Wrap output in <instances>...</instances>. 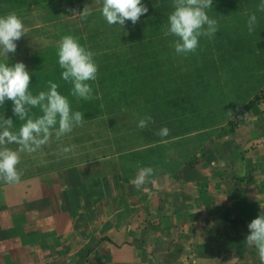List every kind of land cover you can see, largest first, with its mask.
Returning a JSON list of instances; mask_svg holds the SVG:
<instances>
[{"label":"crops","instance_id":"0c3cea01","mask_svg":"<svg viewBox=\"0 0 264 264\" xmlns=\"http://www.w3.org/2000/svg\"><path fill=\"white\" fill-rule=\"evenodd\" d=\"M161 1L142 0L148 12L122 27L105 25L103 0H0V16L15 11L28 29L17 44L48 42L49 36L60 41L69 34L82 46L103 39L125 46L165 44V118L154 123L170 129L156 138L151 123L142 134L130 135L135 140L126 148L115 149L111 138L106 153L81 160L71 153V162L45 171L25 164L41 151L22 154L20 181L0 180V264H261L245 239L250 221L264 213V111L254 123L241 117L230 125L229 117L211 113L214 108L198 110L202 93L217 98L229 80L254 77L262 80L258 88L263 85L264 92L261 0H213L207 11L218 31L201 37L187 55L175 52L178 37L164 35L173 10H164ZM86 5L91 19L79 15ZM251 13L258 23L249 33ZM89 28L94 31L88 40ZM102 88L96 85L92 97L105 95ZM247 103L241 116L252 107L242 110ZM101 107L107 120L106 106ZM229 107L222 113L230 116L240 105ZM108 109L120 112L111 104ZM2 110L10 117L9 107ZM144 166L154 175L136 188L132 181Z\"/></svg>","mask_w":264,"mask_h":264},{"label":"clouds","instance_id":"9594fccd","mask_svg":"<svg viewBox=\"0 0 264 264\" xmlns=\"http://www.w3.org/2000/svg\"><path fill=\"white\" fill-rule=\"evenodd\" d=\"M212 4L213 0H173V11L168 16L164 35L178 37L174 42L177 54L194 53L201 37L212 38L216 34L218 21L210 18L207 11L212 8ZM257 9L264 12V0H261ZM100 12L108 24L123 27L126 21L135 25L148 12V8L142 0H103ZM91 14L92 10L87 5L79 12L81 19H87ZM257 23L256 13H251L247 20L249 33L255 31ZM27 32L22 17L15 11L0 16V58H3L0 59V106L6 100L12 101L13 115L24 122L17 132L13 131L14 121L11 117L0 116V180L9 184L18 183L24 174L23 168L19 167L22 154L40 152L52 142L54 136L56 141L61 142L57 154L66 158L76 145L65 146L62 138L84 124V113L73 111L68 97L58 91L57 83L48 81V90L34 95L30 91L31 73L25 63H8L9 53L16 52L17 41ZM95 55L79 43L77 36L64 35L58 42L62 79L71 82V95L77 99L92 98L93 89L89 81H95L98 73ZM33 108H39L42 115L35 116ZM150 123H154L153 117L145 115L138 120L137 127L144 129ZM169 131L164 126L157 134L166 137ZM13 144L18 147H10ZM44 162L41 160V163ZM154 172L151 166L140 167L132 183L136 188H141L150 182ZM260 207L264 208V205ZM247 227V245L257 249L261 264H264V213L253 218Z\"/></svg>","mask_w":264,"mask_h":264},{"label":"trees","instance_id":"16d2710c","mask_svg":"<svg viewBox=\"0 0 264 264\" xmlns=\"http://www.w3.org/2000/svg\"><path fill=\"white\" fill-rule=\"evenodd\" d=\"M171 4H173V0H163L160 2V7L164 8V10H169L170 8L173 10V8L170 6ZM149 18L155 21L157 17L150 16ZM124 45L125 44H91L89 50L96 54L94 59L98 65L97 79L98 75H100L102 78H105L109 74L113 75L112 73L114 72H117L118 75H121L122 69L119 68L116 70L109 65L120 66L124 64L120 57L124 52H127V56L130 57V62L126 65H130L132 67L131 73H133L134 76L139 75L140 78V80L136 81L134 85L125 82L123 84L121 81H119V84L112 83L111 81L99 82V86L102 85L105 95H101L99 97L94 96L90 100H84L77 99L71 95L73 85L71 82L64 81L61 75L59 78L54 76V78H50L48 80L59 85L58 91L68 97L73 111L79 110L84 113L83 126L74 128L73 131L68 134V136L62 138V142L65 146L70 144L76 145L75 149L71 153H73L78 160L85 158V154H88L89 158H92L97 156V154L99 155V153H106V151L111 149V145L108 142L111 138L113 140L115 138L121 139V141L114 142V145L117 147L115 149L128 147L130 144L126 138H129L130 135H133L136 130L140 134L143 133L141 129H138L137 123L138 120L145 115L150 114L153 117L154 122H164L165 44ZM120 47L123 49L126 47V49L122 50ZM134 56L137 58L136 62L134 61L136 58L133 60ZM110 60L112 61L109 62ZM131 73H126L124 75L127 76ZM48 81L43 83L41 91L48 90ZM89 83L92 86L93 95L96 90L95 82L89 81ZM116 88H119L120 96L115 94L117 92ZM134 100L135 104H139L142 110H138L137 108L134 109L136 111L132 112V106L130 105L129 101ZM254 101H258L257 96L247 103L242 110L247 107L249 108ZM109 104L119 107L120 112L114 113L112 110H109ZM101 105L106 106V113H109V118L107 120L102 115ZM33 110H35V112H33ZM32 113L35 114V116L36 114L42 115L39 108H33ZM126 113L128 115V120L126 117H124ZM120 115L121 117H119ZM88 120L95 123H87ZM160 123H154V137L156 138L158 137L156 132L161 128ZM234 123L235 121H232L233 125ZM105 142H108V145H105ZM60 143L61 142L56 141L55 137L53 136L52 142L42 148L41 152L43 155H41L40 158L38 155H36L35 161L29 160V158L26 159V168L30 169L31 171H45L52 169L51 167L53 166L66 165L69 161L71 162V153H68L66 158L65 156H60L57 154V148ZM104 148H106V150L102 151ZM83 151L84 155L82 154ZM41 160L45 162L41 163Z\"/></svg>","mask_w":264,"mask_h":264},{"label":"rangeland","instance_id":"374dc122","mask_svg":"<svg viewBox=\"0 0 264 264\" xmlns=\"http://www.w3.org/2000/svg\"><path fill=\"white\" fill-rule=\"evenodd\" d=\"M94 1H101V0H94ZM87 19H91V18H87ZM30 20H33V18H30ZM58 22H60V25H64V21L63 19H58ZM101 23H103V20L101 21ZM58 25V23L55 24V26ZM105 25L106 26H110V24H108L105 21ZM52 27V24H50V29ZM148 28V26H147ZM155 28V26H154ZM60 29H56V31H58ZM90 32L87 35L88 36V40L91 38L90 35L91 32L94 31L93 28H89ZM33 31V30H32ZM35 31V30H34ZM50 31V30H49ZM142 35L146 34V28L144 30H142ZM35 33L31 35H34ZM42 37V36H41ZM49 39L47 40L48 42H39V41H30L29 44H25L23 42H21L20 44H17V49L16 52L14 54L9 53V60L8 63L11 64H15L18 61H22L25 63L27 69L29 70V72L31 73V83H30V91H32V93L34 95L38 94L41 91V88L43 86V83L47 82L50 78H54V76H57V78L60 77V75L62 74L63 69H61L60 65H59V58H58V42L54 37L49 36ZM138 39V34L136 35V40ZM39 42V43H38ZM153 44H162L161 41L159 40H154L152 42ZM102 44H109L108 41L106 39H103ZM135 44V43H134ZM125 46V45H124ZM85 47L90 49L91 44H85ZM123 47V46H122ZM122 50H125L126 47ZM127 52H124L123 55L120 57L121 60H123L124 64L120 65V66H115V65H109L110 67L117 69H122L121 71V75H118L117 72L112 73L113 75L109 74L108 76H106L105 78H102L100 75H98V79H96L95 82V86L98 85L99 86V82H109L111 81L112 83H118L119 81L124 82L125 83H129V84H133L136 81H139V75H135L133 73H131L132 67L130 65H126L129 64L130 62V57L127 56ZM127 56V57H126ZM136 58V56L133 57V60ZM3 59V58H0ZM112 60H110L109 62H111ZM135 62L137 61V59L134 60ZM114 64V63H112ZM59 73V74H57ZM126 73H131L129 75H124ZM225 75V73H223ZM119 76V77H118ZM130 76V77H129ZM62 77V75H61ZM262 80H254V77L250 78V80L246 77L241 78L240 81H234L232 82L231 80L227 81L226 83L222 82L223 86L225 84V86L223 87L225 90L224 94H220L217 95V98H212L210 96V94H205L202 93L201 95V103L198 106V110L201 111V113H206V111H211V108H214V110L211 113H215V115H217L218 117H222L225 116L226 119L229 117V121H232L236 124L239 119L241 117L245 118L246 121H251L254 119H257L259 115H261L262 111H264V92L262 91V87L263 85L259 87L260 82ZM93 82V81H92ZM222 87H220L217 90H221ZM117 92L115 93L117 96H120L119 93V88H116ZM203 92L202 91H198L195 94H199ZM257 94V95H256ZM254 96L258 97V101L263 99V102H261L260 104H256L258 101H254L252 103V107L250 109H248L247 111H245L243 113V115L241 116V114H239V111L241 110V108L243 107V105L245 103H247L250 99H253ZM197 100H199L196 97ZM247 99V100H245ZM200 101V100H199ZM105 103V102H104ZM130 105L132 106V112L136 111L134 109L138 110H142V108L139 106V104H135V100L134 101H129ZM240 103V104H239ZM244 103V104H242ZM125 104V102H124ZM106 105V103H105ZM233 106L235 107V105H240V107H238V110L236 112H234L233 114H231L229 116V114L227 113H222L223 110H226L228 108H231L229 106ZM4 106V108L6 109L7 107L10 108V117L13 119L14 124H18L19 127L22 125L23 121H20L15 115H13L12 112V101L10 100H6L5 104L2 105ZM2 106H0V116H3V110H2ZM196 106V109H197ZM35 115V114H34ZM36 116H39V114H36ZM121 117V115L119 116ZM126 117V119L128 120V115L126 113V115L124 116ZM262 120V119H261ZM232 121L229 122V124H232ZM256 121H251L250 123H254ZM260 122V121H258ZM87 123H95V122H90V120H88ZM128 141H134L135 137L133 138H126ZM113 141L117 142V141H121V139L115 138ZM112 141V142H113ZM257 143L259 144V141H257ZM82 154L84 155V151L82 152Z\"/></svg>","mask_w":264,"mask_h":264}]
</instances>
